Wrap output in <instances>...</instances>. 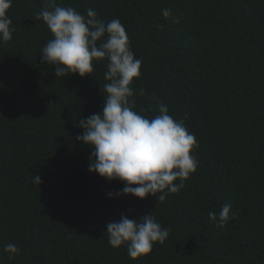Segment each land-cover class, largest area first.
<instances>
[{"label":"trees","instance_id":"16d2710c","mask_svg":"<svg viewBox=\"0 0 264 264\" xmlns=\"http://www.w3.org/2000/svg\"><path fill=\"white\" fill-rule=\"evenodd\" d=\"M55 3L121 21L142 61L133 110L151 119L167 106L194 134L198 167L162 203L160 192L109 198L124 185L90 174L92 149L76 139L79 121L102 111L108 61L55 77L40 58L53 37L36 16L48 0H12V38L0 40V264H264V0ZM225 204L218 228L208 212ZM150 212L170 229L163 244L136 260L109 245V222ZM7 243L19 248L11 259Z\"/></svg>","mask_w":264,"mask_h":264},{"label":"clouds","instance_id":"9594fccd","mask_svg":"<svg viewBox=\"0 0 264 264\" xmlns=\"http://www.w3.org/2000/svg\"><path fill=\"white\" fill-rule=\"evenodd\" d=\"M11 3L12 0H0V40L4 42L11 40L14 31L7 15ZM48 4L51 10L45 7L36 14L53 37L42 48L40 58L42 63L54 66L55 77H84L93 72V60L108 61L104 79L109 83L104 85L107 96L102 111L78 124L83 134L76 139L92 149L89 173L124 185L120 191L108 193L109 198L132 196L143 200L160 192L157 199L164 202L168 194L178 193L184 187V181L198 167L191 154L198 146L194 134L183 121L170 116L163 104L159 105V115L151 119L133 110L134 90L130 85L139 77L142 61L130 50L126 30L118 18L105 24L91 8L84 15L73 7L56 5L55 0H48ZM162 15L168 18L171 11L163 9ZM177 180L179 184L174 183ZM31 182L38 186L40 176ZM230 211L231 206L225 204L219 213L209 211L208 218L216 227L223 228ZM106 229L109 245H126L132 260L150 254L154 244H163L170 232L161 227L151 212L132 219L121 215L118 221L109 222ZM4 252L11 259L19 248L7 243Z\"/></svg>","mask_w":264,"mask_h":264}]
</instances>
